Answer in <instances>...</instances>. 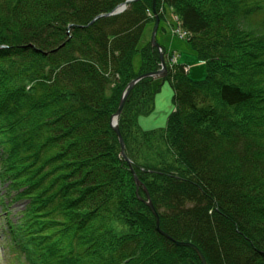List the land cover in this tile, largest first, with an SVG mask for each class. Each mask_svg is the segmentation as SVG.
I'll list each match as a JSON object with an SVG mask.
<instances>
[{
  "label": "trees",
  "instance_id": "16d2710c",
  "mask_svg": "<svg viewBox=\"0 0 264 264\" xmlns=\"http://www.w3.org/2000/svg\"><path fill=\"white\" fill-rule=\"evenodd\" d=\"M125 1L0 0V182L27 201L17 223L5 220L11 262L201 264L178 241L206 264H264V0H155L156 11L162 3L177 14L206 73L193 80L173 64L163 78L175 108L166 134L185 167L161 169L159 192L146 186L171 239L147 206L152 219L111 231L129 208L109 159L122 95L110 84L134 55L152 0L90 22ZM137 86L153 93L152 78ZM132 183L133 202L145 205Z\"/></svg>",
  "mask_w": 264,
  "mask_h": 264
},
{
  "label": "rangeland",
  "instance_id": "374dc122",
  "mask_svg": "<svg viewBox=\"0 0 264 264\" xmlns=\"http://www.w3.org/2000/svg\"><path fill=\"white\" fill-rule=\"evenodd\" d=\"M131 2L132 0H126L125 2L117 5L113 10L107 13L109 14L108 16L121 13ZM189 2H191V4L195 3L194 0H190ZM201 6L202 5H199V7ZM159 12L161 13L160 17L158 15ZM99 16L100 15L96 16L93 20H91L90 23L99 18ZM148 16L151 18V20L145 25L143 29L136 49L134 52H132L134 55L130 57L131 59L128 57L127 59L125 58L122 60L121 69L119 73H116L114 76L115 80L111 81L110 88L112 92H117V90L122 92V98L125 91H127L130 82L133 80L145 74L154 73L157 71L163 72V75L149 77L152 78L151 88L153 93H147V96L144 95L139 86L136 88L134 87L139 81L135 83L124 101L122 108L123 111H121L122 113H120L117 121L118 126L121 124L124 126V138L127 146L126 149L124 147V152L127 149L129 151L128 156L126 154L127 152H125L126 157L131 158L137 164L136 167V165L133 166L131 163L132 170L136 176L140 174L138 172V168L142 169V171L144 170L143 177L145 178L144 181H146L147 184H144L141 180H139L140 184H142L140 186H143V190L145 193L147 192L149 200L153 205L152 198L148 192V187L152 185V187L156 189L157 192H159L158 188H160V190L162 189V187H160V185L163 184V178L160 176L161 169L170 171L171 168L175 169L180 164L181 166H184L180 159L173 158L174 153L170 146V136L166 134L167 119L170 114L175 112V108L173 106L172 88L170 87L168 81L163 82V78L167 76L166 71L167 69H171L173 64H185V71L187 72L189 78L193 80H202L206 73L205 64L198 60L194 50L188 44L187 40L189 35L187 34L186 30L181 27L179 18L174 10H172L166 4L161 3L159 11H156V1L152 0V9L148 13ZM156 25L157 28L154 34V41L157 43V47L153 45V32ZM0 48L2 47L0 46ZM161 56L163 57L165 72L163 71L164 69L161 65ZM153 57L156 59V61L158 60V65L155 66L157 67V70L154 71L153 67L155 63ZM128 62H130L131 66L127 65ZM130 69L133 71V74L130 72ZM135 75L138 76L132 79V77ZM132 90L133 93L131 92ZM151 94H153L154 98L153 108L146 109L145 107L150 105L148 101L151 99ZM111 121L112 117L110 120V126L112 127ZM112 136L113 138L110 144L111 148L109 149V157L111 158L109 159L112 160V163L115 164V166L119 169L120 179L119 183L117 184V186L119 185L117 188V193L119 194V191H121L119 197H121L124 202L126 201V206L130 209L129 210L126 208L127 211L125 214L114 218L112 221L111 231L114 233V236H116L132 232L129 231L130 229L132 230V222H130V219L135 216V219L137 220L138 215L149 214V211L147 210L149 206L147 204V198L142 199L145 205H142V201H140L142 202L141 204L137 203L136 201L135 202L137 204L133 202L134 186L132 182L133 180L135 182V179L131 168H126L123 163L124 160L120 157L121 150L119 152L117 149V144L120 143L114 130ZM1 151L2 149L0 146V152ZM142 166L147 168L144 169ZM7 183L8 182H0V264H14L10 260L12 253L4 244L6 239L5 231L3 230L4 224L6 222L5 220H10L12 223H17L19 221L21 211L25 209L27 204V201L23 199L17 201L14 200V193H9L6 188ZM146 185H148V187ZM139 187H136V190ZM145 206L148 208H145ZM149 210L151 211L150 208ZM151 213L153 212L151 211ZM148 216H150V214ZM150 218L152 219L151 216ZM151 219L147 220V228L151 225ZM136 224L138 226L140 225L139 223Z\"/></svg>",
  "mask_w": 264,
  "mask_h": 264
},
{
  "label": "water",
  "instance_id": "95a60500",
  "mask_svg": "<svg viewBox=\"0 0 264 264\" xmlns=\"http://www.w3.org/2000/svg\"><path fill=\"white\" fill-rule=\"evenodd\" d=\"M132 1H133V0H132ZM106 15L108 16L109 14H103V15H100L99 17H101V16H106ZM157 20H158V19H157ZM157 20H156V23H157ZM156 28H157V25H156V27L154 28V32H153V45H154L155 47H157V43L154 41V36H155L154 34H155V31H156ZM160 61H161V65H162V67H163V69H164L165 67H164V62H163V57H162V56L160 57ZM163 71L165 72V69H164ZM162 73H163V72H161V71H157V72H154V73L145 74V75H143V76H147V77L152 76V77H155V76H157V75H163ZM143 76H140V77H138L137 79H135V80H133L132 82H130L127 91H125V93L123 94V96H122V98H121V100H120V102H119L118 110H117V112L112 116V121H111L112 128H113L114 132L116 133V135H117V137H118V139H119V143H120V147H121V154H122L123 158H124L129 164H130V161H128V159H127V157L125 156V153H124V143H123V139H122V136H121L120 131H119V128H118V123H117V121H118V118H119V116H120V113H121L122 108H123V105H124V101H125V99H126L128 93H129V91L132 89V87L135 85V83H136L137 81H139V79H140L141 77H143ZM131 170H132V169H131ZM132 173H133V176H134V179H135V182H136V186L139 187V186L141 185V184H140V181L138 180V178H137L136 174L133 172V170H132ZM144 192H145V191H144ZM145 194H146V198H147V200H148L147 204H148L149 208L151 209V211L153 212V214H154L155 217H156V229H157V231H158L160 234H162L163 236H165L166 238L171 239L168 235H166V234H165V233L159 228V218H158V215H157V213H156V211H155V209H154L152 203H151L150 200H149V196L147 195V192H146ZM174 243H175L176 245H178V246H189V247L193 248V249L196 251V253H197L198 257H199V260H200L201 264H206V260H205V258H204V256H203V254L201 253V251H200L195 245H193V244H191V243H189V242H178V241H174Z\"/></svg>",
  "mask_w": 264,
  "mask_h": 264
},
{
  "label": "bare ground",
  "instance_id": "6f19581e",
  "mask_svg": "<svg viewBox=\"0 0 264 264\" xmlns=\"http://www.w3.org/2000/svg\"><path fill=\"white\" fill-rule=\"evenodd\" d=\"M149 77H147V76H143V77H141L140 79H139V81H141L142 79L143 80H145V79H148ZM125 153V152H124ZM125 156H126V154H125ZM121 159H123L124 161H126L124 158H123V156H122V154H121ZM128 159V161H130L129 160V158H127ZM127 162V161H126ZM128 163V162H127ZM128 165H129V167L132 169V167H131V162H130V164L128 163ZM138 178V177H137ZM139 180V179H138Z\"/></svg>",
  "mask_w": 264,
  "mask_h": 264
},
{
  "label": "built area",
  "instance_id": "2783aa9c",
  "mask_svg": "<svg viewBox=\"0 0 264 264\" xmlns=\"http://www.w3.org/2000/svg\"><path fill=\"white\" fill-rule=\"evenodd\" d=\"M185 34V33H184Z\"/></svg>",
  "mask_w": 264,
  "mask_h": 264
}]
</instances>
